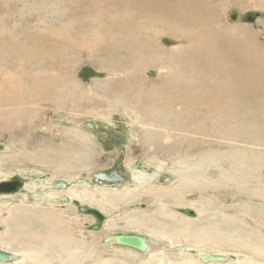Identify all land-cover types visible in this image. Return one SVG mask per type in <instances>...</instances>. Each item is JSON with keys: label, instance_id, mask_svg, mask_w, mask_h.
Returning <instances> with one entry per match:
<instances>
[{"label": "rangeland", "instance_id": "1", "mask_svg": "<svg viewBox=\"0 0 264 264\" xmlns=\"http://www.w3.org/2000/svg\"><path fill=\"white\" fill-rule=\"evenodd\" d=\"M145 1L147 0H139L137 3L130 0H0V181L4 175L12 176L15 173L28 180L34 177L39 186L42 181L64 180L71 185L67 190H62L67 194L62 196H73V191L85 196L81 186L74 183L79 179L89 180L93 182V186L87 189L91 190L96 199L88 197L80 206L99 209L106 216L105 220L109 224L115 222L117 227L90 231L88 227L93 218L80 212V207L63 205L59 199L35 197L32 186H28L25 195L18 194L8 202L0 199V210H3L0 225L3 219L10 216L11 211L17 214L14 215V224H8L13 227V238L23 229H27V235L50 234L53 227L47 226L43 222L45 220L59 219L66 227L75 225L71 229L56 231L59 235L67 236L70 243H63L62 246L49 245L45 255L51 260V264H162L159 259L146 258L141 252L137 251V255L124 247L121 249L115 244L104 243L106 238L119 234H156L142 232L128 225L134 219L144 222L152 219L168 225L171 230L176 229L175 240L181 246L198 244L200 241L195 233L201 231L205 240L199 246L207 251L205 253H225L234 260L240 256L243 264L249 261L252 263L247 264L264 262V179L260 178L259 186L256 175L254 176V171L264 175V122L259 126V121L247 120L249 116H256L264 121V62L257 63L251 69L252 73L263 76L260 91L250 92L248 73H244L242 68L234 75V79L239 81L238 84H245L234 90L235 96L229 95V98L212 105V108L209 101L203 100L198 104L197 114L191 123L188 120L184 122L187 114L179 113L174 96L151 94L154 91L160 93V88L171 84L154 68L146 67L141 72L140 83L147 81L143 87L147 95L142 102L135 106L122 102L116 105L111 103L110 99L115 101L118 97L110 98L113 93H102L103 90L98 87L105 86L109 80H121L131 71L128 72L125 66L123 70L109 63L114 50L105 57L103 51L100 54V51L91 48L89 42L97 40L96 35L108 32L113 24L120 25L130 20L140 29H161V24L156 22L157 9L152 5L148 6L150 2ZM154 4L158 6L157 3ZM206 8V20L211 22V18L215 17L218 30L227 28V38L237 30L252 40L248 48L257 46L264 51V0H210ZM232 11L239 14L236 22L229 18ZM177 15L176 12L171 13V17ZM100 17H104L105 25L90 34L89 25L94 21L100 22ZM179 26L181 28L177 30L186 36L175 39L164 34L163 44L169 48L183 46L184 49L191 45L198 46L193 35L200 33V30L198 26H194V21ZM127 28L125 26L123 30ZM157 32L160 34L161 31ZM199 37L202 41H211L215 35L212 38L207 33H200ZM227 43L224 41L217 49L225 51L223 48ZM232 43L236 49L223 53L229 57L227 63L233 64L226 66L216 62L210 63L209 68L204 67L210 74H215V88L226 78L227 69L241 67V64H237L240 62L238 51L243 44L246 46V42L240 39ZM49 80H55L54 89H37L39 83H47ZM95 83H98L97 86ZM136 85L140 84H135V87ZM216 91L221 95V89L216 88ZM119 97L129 99L126 92ZM228 101L237 104L227 106ZM230 107L234 109L229 111ZM13 110L18 115L11 113ZM9 112L12 120L9 122L13 125L7 128L5 122L8 119L3 116L10 115ZM224 112L229 114L224 115ZM31 114L35 117H30ZM245 115L248 118L243 121ZM17 116L22 118L20 124L15 121L19 118ZM54 116H59L64 121L54 120ZM230 122L232 127L228 125ZM88 124H93L94 128H90ZM243 133L249 138H243ZM257 136L261 138L258 141L260 147L250 145L257 143L253 140ZM49 146L65 150L86 149L94 155V159L88 168L67 172L50 164V161L42 162L39 159L48 154L44 148ZM233 153L239 164L235 166L234 173L232 167L228 170L233 174L231 181H222L223 177L215 172L217 178L209 180L220 183L211 184L213 191L202 187L195 189L194 186L186 193L180 190L182 184L192 186L190 178L182 181L180 169L187 167L202 172L208 162L213 163L215 156L218 157V164L222 165L223 158L232 156ZM22 154L23 157L20 158ZM251 158H255L257 165L251 162L249 169L242 167ZM133 161L146 162L148 166L158 170V176L150 182H139L140 184L131 188L126 183L117 188L107 185L102 187L92 178L99 171L120 170L126 181L132 182L133 170L136 169L128 167ZM125 189H130V193L123 192ZM174 191L181 195L180 208L185 204L188 208H194L197 214L195 218H191L193 220H187L184 213L176 212L177 205L171 203V193ZM39 194H44L42 189ZM116 197L120 199L117 200ZM164 209L171 210L175 216H163ZM1 228L0 231L3 232ZM163 231L167 229L163 228ZM212 231L216 234H209ZM250 235L253 237L250 238ZM21 239L20 241L26 242V239ZM224 239L228 241L225 242ZM230 239L256 242L263 246V250H260L263 253L255 254L252 246L238 247ZM211 240L218 246H214ZM40 243L36 242L29 247L45 248L47 243ZM72 248L77 250L75 257L78 263L67 261ZM8 249L19 251L26 247L25 243H18L10 245ZM183 254L172 255L174 258L169 255L167 260L173 264H202L199 254ZM164 262L167 263L166 259Z\"/></svg>", "mask_w": 264, "mask_h": 264}, {"label": "bare ground", "instance_id": "2", "mask_svg": "<svg viewBox=\"0 0 264 264\" xmlns=\"http://www.w3.org/2000/svg\"><path fill=\"white\" fill-rule=\"evenodd\" d=\"M130 1L137 3V1H139V0H130ZM147 1L150 2V4H148V6L152 5V7L157 9L156 10V22L161 24V26H162L161 29H156L154 27H150V28L147 27V29H140V28L135 27L133 25V22L130 20V21H127L126 23H121L120 25L113 24L111 26V29L108 32L96 35L98 37V39L93 40L92 42H89L91 44V48L100 51L101 52L100 54H102V51H103L105 53V57L108 56V54L111 55L113 53L112 51L114 50L113 55L110 56V58H112V59L109 60V63L113 64L114 66H118L123 70H124V66H125V68L127 67L128 72L131 71V73L126 75L121 80H109V82L105 83V86L103 85V86L98 87V88H101L103 90L102 93H107V94L113 93L112 97H110V98L116 99L118 97V99H116L115 101H112L109 98L111 103L114 102V104L116 105L117 103L122 102L125 104L129 103V104L135 106L138 102H142V100L147 95L144 93V88H143L144 86H146L147 81L140 83V82H142V79H139V78H140L141 72L146 67L156 69L159 72L160 76H163L168 81H171L170 85L163 86L162 88H160L158 90V91H160V93L153 90L154 92H152L151 94L154 95L155 93H157L160 95L161 94H168L170 96H174L178 102L177 107L179 108V113L187 114V118L184 119V122H186L187 120L190 123L192 122L194 115L197 114V106H198V104L202 103L203 100L209 101L210 102V104H209L210 108H212V105L219 104L225 98H229V95L232 97L235 96V94H233L234 90L242 88L243 84H245V82H243L242 84H238L237 82H239V81H235V79H234V75L237 72H239L242 68L244 70V73H248V83H249L248 87H249L250 92L251 93H255V92L257 93L258 91H260L261 81L263 79V76L260 73H256V74L252 73L251 69L257 63L260 64V62H264V51H262L257 46L248 48L252 44V40L249 37H245V35L240 34L237 30H234V32L230 35V37L227 38V36H228L227 28H225V29L221 28L220 30H218L217 29L218 28V24H217L218 21L215 20V17L211 18V22L209 21V19L206 20V17L208 15L207 14L208 11H207L206 7L209 5L210 0H147ZM147 1H145V2H147ZM154 2L157 3V5L159 7L156 6L154 4ZM145 7H147V6H145ZM174 12L178 13V15L171 17V13H174ZM100 19H101L100 22L94 21V22H91V24L89 25L88 32L90 34H92V33L94 34L98 30H100L98 28L105 25L104 17H100ZM190 21H194V26L199 27L198 30H200V33H207L208 35H211L212 38H213V35H215L214 38L216 40L213 38L211 41H210V39L208 41H202V39L199 37L200 33H197L193 36L197 40V42L199 43L198 46L191 45V46L187 47L186 49H184L183 46H181V47L174 46L172 48H169L163 44L164 40L162 39V37L164 36V34H169L175 39L176 38H182L183 36H186L185 33H183V35H182L181 32L177 29L181 28V26H179V25L184 26L185 24L189 23ZM125 26H127L128 28L123 30V28ZM198 27H196V28H198ZM157 30L161 31L160 34H159V32H157ZM196 32H198V31H196ZM117 33L119 34V36H117ZM240 39H242L243 42H246V46L243 44V47L238 51V56H239L240 62L237 64H241V67L238 69H227L226 70V74H227L226 78L224 79V81L221 82L220 86L217 85L218 87H216V88L221 89V95H218V91H216V88L214 87V83L217 82V78L215 77L214 73L210 74L209 71H208L209 72L208 73L204 67L206 66L209 68L210 63L214 64L216 62H221L222 64L224 63L226 66H230L231 64H233V63H231L229 65L227 63L229 57L227 54H225L223 52L228 51L230 53V51L235 50L236 46L232 42L234 40H240ZM224 41H227L228 43L223 48L225 51L222 52L221 50H218L217 47H220ZM246 48H248V49H246ZM110 66H112V65H109V67ZM210 71H212V70H210ZM137 83H139L140 85H136L137 87H135V84H137ZM97 84L95 83V86H97ZM212 84H213V86H212ZM31 87L32 86H30V88ZM35 87H36V85H35ZM40 88H42V89L46 88L48 90L54 89L55 88V80H49V82H47V83L43 82L42 84L39 83V85H37V89H40ZM124 92H126L128 94L129 99H126V97H124V98L119 97V95L123 94ZM110 101H108V102H110ZM243 102L244 101H242L240 104L242 105ZM229 104H230V106H233V105H236L237 102L232 103L231 101H228L227 106H229ZM183 109H185V111ZM227 109H228V107L226 108V110ZM233 109H234L233 107H230L229 111H231ZM12 112L15 113L14 110L11 111V113ZM11 113L9 112L10 115L5 114L3 116V118L8 119V122L9 121L12 122V120H10V118H9L11 116ZM15 114H17V111ZM19 114H21V113H19ZM228 114H229V112H224V115H228ZM0 117H1V115H0ZM17 117H19V116H17ZM30 117L34 118L35 116H33V114H31ZM247 118H248V115H245L243 121ZM21 119L22 118L19 117L15 121L19 122V124H20ZM247 120L253 121V122L259 121V126H261V124L264 122L260 117L257 118L256 116L254 118L249 116V118ZM8 122H5V123H7V128L10 126L12 127L13 124H10L11 122H9V123ZM228 125L230 127L233 126V124L231 122ZM253 125H254V123H253ZM242 137L245 139L249 138V136H246L245 133H243ZM253 140L257 143H253V144L251 143L250 145L260 147V144L258 142L261 140L260 136H257ZM48 149H49V151H48ZM44 151H47V153H48L46 156L39 157V155H38L39 159L42 162L50 161L49 162L50 164H52L54 166L61 167L63 170H65L67 172H73L75 170L88 168L90 166L91 160L94 159V155L92 153L88 152V150H86V149H81V148H74V149L71 148L69 150H65L64 148L63 149H57V146L56 147L49 146V148L45 147ZM234 154L235 153H233L232 156L224 157L222 165L218 164V162H217L218 157L215 156L213 158V163L208 162L207 167L204 168L202 170V172H199L200 170H192L190 168L183 167V169L179 170V172L182 175V181L185 182L188 178H190V180H192L191 181L192 186L190 187V186H186V185L182 184L180 186V190L186 193L187 191H190L192 189V187L194 186L195 189H199L202 187V188L208 189L209 191H213L214 188L211 186V184L220 183V181L212 182L209 180V178H211V179L217 178V176L214 175L215 172H217L219 174V176L223 177V179H221L222 181H231L233 174L228 172V170H230V168L232 167L231 169L233 170V173H234V170L236 169L235 166L239 164L238 160L235 161L237 156ZM18 156H20V155H18ZM22 157H23V154L20 156V158H22ZM181 160L186 162L185 159H181ZM206 160L208 161V158ZM135 162L136 161H133L128 168L133 166ZM251 162H254L255 166L257 165L255 158H251V159L247 160V163L245 165H242V167H246L249 169L250 168L249 163H251ZM144 163L148 168L155 170L154 174H150L144 169L143 170H140V169L133 170L134 171V174H133L134 180L132 182L128 181V183L129 182L132 183V186H130L129 184L126 183L127 187L128 186L130 188L134 187L135 184H137V185L140 184L139 182H142V183L143 182H150L153 178H156L158 176L159 173H158L157 169L148 166L149 164L147 165L146 162H144ZM242 163H244V162H242ZM131 169H133V168H131ZM254 172L256 173V174L254 173V176L256 175L255 178H257V180H258L257 182H259V186H260V178H261V180H263L264 175L261 176L256 171H254ZM14 175H20V174L15 173ZM14 175H12V176L4 175L1 181L9 180ZM22 178H23V176H22ZM92 178H93V176H92ZM24 180H25V186H24L25 189L20 194L23 193L25 195V193L28 191V186H32V188H33L32 194H34L35 197H40V199H41L43 196L45 199L54 198V199H59V200H61L64 197H68L71 199V201L69 203H65L62 201H61V203L63 205H74L77 207H80V205L74 204L75 200H77L79 202V204H81V203H84L85 201H87L88 197L91 199H96V196L91 193V190L87 189V188H92V186H93V182H91L89 180L83 181V180L79 179L80 181L77 180V182L75 181V183H74L77 186L78 185L81 186L84 194H86L85 196H83L82 193L79 194L78 191H73L71 193L73 196H70V195L62 196L63 194H66V191H62V190H67L71 185L68 182H66V184L68 185L66 189H57L54 186L55 181H49V180H48V182L42 181L41 185L39 186L37 183H35L34 177L31 178L30 180H28L27 178L24 177ZM93 180H94V182L100 184L102 187H104V185H106L104 183L101 184V183L97 182L94 178H93ZM61 181H64V180H61ZM84 182H87V184ZM107 186H110V185H107ZM122 186H124V185L120 184L117 186V184H115L114 187L117 188V187H122ZM108 188H110V187H108ZM40 189H42V192L44 193L43 195L39 194ZM129 191H130V189H125L123 192L130 193ZM215 193H219V192H215ZM16 195H18V194H16ZM16 195H2V196H0V199L8 202L12 198H14V196H16ZM171 195L173 197L172 202H171V200H169V201L173 205H177V207L180 208L179 206H180V204H182L180 193L178 191H174L173 193H171ZM255 196L260 197L258 195H255ZM116 199L119 200L120 197H116ZM263 199H264V197H263ZM181 206H182V208H184L183 206L187 207L186 204L181 205ZM173 207H176V206H173ZM185 209L195 211L194 208L192 209V208L187 207ZM19 210H22V209H19ZM176 212H180V211L177 209ZM2 213H3V210L1 209L0 210V216ZM162 214L165 217L166 216H170V217L175 216V214L172 213L171 210L167 211L165 209L162 211ZM9 215L10 216L8 218H5L2 220V224L0 225V227L3 228V232L0 231V246L2 247L0 250L8 252L9 254H11L14 257V259L12 262H1L0 264H8V263L9 264H51V260L48 259L45 255L46 250H47V252L49 250V245L62 246L63 243H70L69 238L67 236L59 235L56 233V231L64 230L65 228L71 229L75 225H70L69 227H66L63 224L64 222H62L59 219L43 221L47 226H50V228L53 227L52 232L50 234H47V235H41V234H39V235L38 234L27 235V231H26L27 229H23L22 231H20L17 234L16 237L13 238V235H12L13 234V227L8 226V224H10V223L14 224V215H17V214L15 211H13V212L11 211V213H9ZM87 216H90V215H87ZM185 216H186L185 219H187V220H193L191 218L196 217V216L190 217L186 214H185ZM91 217L93 218L92 219V224H93L95 219L93 216H91ZM138 220H135V219L131 220L128 222V225H130L134 229L136 228L142 232L156 233L154 236L152 235L153 237L152 236H144L147 238L148 244L150 245V251L141 252L146 256V258H151V259L157 258V259H159V262H162V264H173L172 262L167 260V259H169L168 258L169 255L175 256V255L182 254V253L193 254L192 252L195 251V252H197L196 255L197 254L200 255V257H199V260H200V258H203V257H206V256L212 254L210 252L205 253L207 251L199 246L200 242L205 240V238L203 236H201V233H202L201 231H196V233H195V235H196L195 237L200 241V242H198V244H193V245L189 244V246H181L180 243L178 244L177 240H175V238L177 236L176 235V229L171 230L170 227H168V225L163 224L160 221H154L152 219H149V221L147 220L145 222L142 220L141 221H138ZM69 223H72V222H69ZM152 223H154V224H152ZM157 226H160V228L157 229ZM89 227H88V229H89ZM115 227H117V224L115 222L112 224H109V222L107 220H105L103 223L102 229H104V228L109 229V228H115ZM163 228H166L167 231H163ZM90 231H93V230H90ZM211 233L213 235L216 234V232H214V231L210 232L209 234H211ZM177 234H179V233H177ZM189 234H191V233H189ZM253 234H255V233H253ZM119 235H122V234H119ZM189 236H191V235H189ZM114 237L115 236H112V238H114ZM252 237L253 236L250 235V238H252ZM21 238L26 239V242L20 241V240H22ZM221 238H224V237H222V235H221ZM230 240H232V239H230ZM211 241H213V244H214V240H211ZM223 241L226 242V241H228V239H224ZM232 241H234L235 242L234 244H236V246H238V247H249L250 248V246H252V250L254 251L255 254L256 253L259 254V252H262L260 250H263L262 245H257V243L253 242V241H251L249 243L243 242L244 240H242V239L232 240ZM36 242L47 243L46 244L47 246L45 245V248H43V249L41 247H40L41 249H39L38 247H33V248L29 247L30 245H34V243H36ZM18 243H25L26 249L19 250V251L15 250V249H12L10 251L8 249V247L10 245H15ZM105 244L117 245L115 240H113L110 243H105ZM117 246L120 247L121 249H123V247H124V248L128 249L129 251L134 252L136 254L138 252H140L134 248H129V247L120 246V245H117ZM214 246H218V245L214 244ZM62 250H64V249H62ZM76 251L77 250L75 248H72L70 250V254L67 253L68 255H70V258L67 260L68 262L75 263L78 261L77 258L75 257ZM19 252H21V253H19ZM205 254H208V255H205ZM77 255H78V253H77ZM212 255H216V254H212ZM171 256H170V260H171ZM216 256H222L224 258V261L223 262L202 263V264H243V258H241L240 256H237L238 257L237 260H236V258L234 260L232 258V256H229L225 253H221V255H216ZM187 257H189V256L187 255ZM192 257H194V256H192ZM79 258H81V257H79ZM172 258H174V257L172 256ZM178 258H179V256H178ZM244 258H246V257H244ZM165 259H166L167 263L164 262ZM154 262H155V260H154ZM249 262L252 263L251 261H249ZM249 262H247V263H249ZM183 263H185V262H183ZM196 264H199V263L196 262ZM257 264H264V262H260Z\"/></svg>", "mask_w": 264, "mask_h": 264}, {"label": "water", "instance_id": "3", "mask_svg": "<svg viewBox=\"0 0 264 264\" xmlns=\"http://www.w3.org/2000/svg\"><path fill=\"white\" fill-rule=\"evenodd\" d=\"M229 18L236 22L238 21L239 14L236 11H232L229 14ZM54 120L58 121H64L62 118L58 116H54ZM90 128H94L93 124H88ZM130 168L133 169H140V170H146L150 174H154L155 170L148 168L143 161H136L133 166ZM93 178L99 182V183H104L106 185L110 186H115V184L120 185L127 183L130 186H132L131 182H127L126 178L122 175L120 170H115V171H110V172H105V171H99L96 172L93 175ZM87 184V182H84ZM24 186H25V180L22 178L21 175H14L11 177L9 180H3L0 182V196L2 195H16L20 194L21 192L24 191ZM54 186L57 189H66L67 184L64 181L61 180H56L54 182ZM62 202L69 203L71 201L70 198L64 197L61 199ZM74 204L80 205L77 200L74 201ZM178 210L181 213H184L190 217H195L196 212L192 210H188L185 208H178ZM80 212L90 215L94 217V223L90 225L89 229L93 231H99L103 227V223L106 219V216L102 211L96 208H91L89 206H80ZM113 240L117 243V245L120 246H125L129 248H134L140 252H147L150 251V245L148 244V240L146 237L134 234V235H117L114 238L109 237L105 239V243H110ZM193 254H196L197 252L193 251ZM14 257L9 254L8 252H5L3 250H0V263L1 262H12ZM200 261L202 263H210V262H223L224 258L222 256H216V255H208L206 257L200 258Z\"/></svg>", "mask_w": 264, "mask_h": 264}, {"label": "flooded vegetation", "instance_id": "4", "mask_svg": "<svg viewBox=\"0 0 264 264\" xmlns=\"http://www.w3.org/2000/svg\"><path fill=\"white\" fill-rule=\"evenodd\" d=\"M113 171H115V170H113ZM118 171V170H117ZM123 175V174H122ZM124 176V175H123Z\"/></svg>", "mask_w": 264, "mask_h": 264}]
</instances>
